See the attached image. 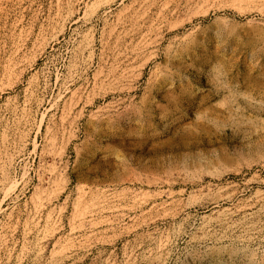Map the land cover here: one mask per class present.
Masks as SVG:
<instances>
[{"label": "rangeland", "instance_id": "obj_1", "mask_svg": "<svg viewBox=\"0 0 264 264\" xmlns=\"http://www.w3.org/2000/svg\"><path fill=\"white\" fill-rule=\"evenodd\" d=\"M0 264H264V0H0Z\"/></svg>", "mask_w": 264, "mask_h": 264}, {"label": "bare ground", "instance_id": "obj_2", "mask_svg": "<svg viewBox=\"0 0 264 264\" xmlns=\"http://www.w3.org/2000/svg\"><path fill=\"white\" fill-rule=\"evenodd\" d=\"M241 103H244V102H241ZM228 200H229V198H228ZM228 200H225V202H227ZM234 217L235 216H233V215L228 216V217H220L219 216L218 218L214 219L213 222L208 223L206 229H211L212 231L223 230L227 227L229 220L233 219Z\"/></svg>", "mask_w": 264, "mask_h": 264}]
</instances>
